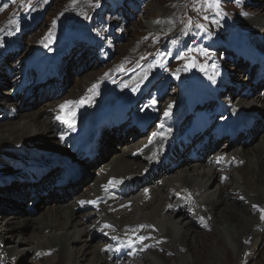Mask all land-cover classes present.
Returning a JSON list of instances; mask_svg holds the SVG:
<instances>
[{"label": "bare ground", "instance_id": "6f19581e", "mask_svg": "<svg viewBox=\"0 0 264 264\" xmlns=\"http://www.w3.org/2000/svg\"><path fill=\"white\" fill-rule=\"evenodd\" d=\"M154 1L146 6H152L155 17H158V27H169L173 22L168 17L181 0H172L173 12L171 8L162 7L160 0ZM41 3L43 7L45 0H39L28 14L15 20V25L7 23L0 29V89L11 84L9 89L0 90L11 96L0 106V110L6 109L10 119L6 124L8 126L0 128V156L17 163L13 165V170L14 167L23 168L18 176L16 171H11L12 174L6 172L0 177L7 179L2 180L4 186L0 183L3 204L0 207V242L4 240V246L0 245V264H16L18 258L25 259L29 253L33 258L40 256L34 264H221L212 246L225 255L226 262L234 258L237 260L232 262L238 264L243 254L248 260H253L264 247V220L256 213V210L259 212L264 208V45L262 41L259 45L255 43V35L263 32L264 36V8L259 7L252 17L238 19L250 29L258 26V33L246 32L243 28L236 32L239 35L243 32L244 37L237 36L226 45L221 39L213 40L215 48L223 51L226 47L236 61L234 72L225 76V80L224 77H217L220 71L201 72L202 77H198L202 81L189 80L183 73L176 74L181 81L187 82L190 91L179 95L173 90V97L168 98L165 94L170 85H176L175 80L171 76L166 79L163 75L154 76V65L147 61L92 102L96 98V85L102 86L104 79L108 83L110 76L107 78L106 74L112 64L103 71H88L75 80L66 94L71 97L67 101L76 103L62 109L59 108L65 103L62 99L58 104L47 103L37 111L20 113L27 109L31 99L37 98V92H43L44 88L39 90V84L46 88L50 84L53 92L49 94L57 91L59 96L61 86L62 90H66L65 83L71 82L74 47L46 53V42L52 39L43 44L41 40L45 38H38V32L31 34L37 25ZM130 8L129 5L126 10ZM126 16L124 13L123 18ZM151 24L148 23L150 30ZM17 27L19 30L14 35ZM52 28L48 27V30ZM129 30L125 28V31ZM24 34H31L26 35L29 44L33 39V44L40 46V50L37 48L26 58H22L25 53L21 49ZM91 42L94 41H90L93 45ZM144 45L134 42L122 53V57L140 51L145 48ZM89 53L97 56L96 49L87 48L77 55L76 61L89 57ZM11 54L17 59L9 66ZM66 54H71V63L67 64V57L59 65ZM162 59L163 56L160 60L156 58L158 67L164 66ZM251 59L249 69H245L246 60ZM86 62L90 61L87 59ZM244 72L246 76L242 79H247L245 86L237 83ZM36 78L37 82L28 96L23 98L20 92ZM157 78H163V81L158 79L153 84ZM139 80V89L130 91L129 87ZM19 81H22L21 84L15 88ZM244 87H248L246 94L243 93ZM10 88L14 89L10 91ZM257 89V95L253 94ZM47 92L41 93V99ZM252 94L254 97H251ZM132 101L135 102L131 105ZM257 103H261L260 112L244 113L248 108L258 107ZM7 104H12V107L9 109ZM56 105H59L58 108ZM122 107L128 108L124 115L120 114ZM165 112L169 115L165 116ZM134 114L136 117L132 118ZM0 116V120L4 118L3 114ZM24 116L25 121L19 123ZM58 116L65 119H57ZM209 116V132L217 124L216 131H237V135L232 139L223 137L216 143H212L210 136L201 140L196 118ZM12 117L17 118L11 120ZM65 120H72V123ZM123 120V124L131 120V129L127 132L118 128ZM147 121L155 124L152 129L150 125L149 132L145 124ZM238 138L242 140L243 143H239L242 145H237ZM223 139L228 144H222ZM109 140L117 143L131 140L133 143L121 146L119 154L97 168L98 173L90 182L92 185L84 186L88 169L109 157L106 151ZM89 143L94 158L96 151L99 157L89 158L84 156L85 151L80 152L81 147ZM134 144L138 147L135 148ZM32 146L37 149L43 147V151L51 156L42 161L29 159L30 162L22 158V151ZM194 147H200L195 149L198 156L195 163L187 156ZM70 155L82 157V160L78 163L73 159L68 161ZM5 159H0V162ZM67 164L70 169L66 168ZM167 169L170 173H166ZM221 169L226 171L225 174L219 173ZM65 170L70 171L69 177L64 184L55 186V179ZM109 181H114V184L106 191L104 186ZM213 183L216 189L212 192L209 188ZM142 185L143 188L139 189ZM124 186L128 188L121 192L120 187ZM42 192H47V196ZM25 198L31 199L25 203V211L30 215L24 209L19 210ZM49 199H53L57 206L46 208ZM239 199L243 201L239 202ZM81 201L85 203L81 204ZM251 205H255V209H251ZM37 207L40 212L35 216ZM86 208L96 210L89 212L95 218L88 225L81 221L85 216L76 219L77 210ZM9 211L13 213L1 219L2 214ZM27 226H30L31 234L37 236L35 246H27L30 239L19 232ZM93 233L99 238L95 244L91 243L94 237L90 238ZM139 237L146 239L141 241ZM130 241L135 243L130 245ZM80 243L83 244L77 246ZM47 255L52 259H47ZM134 257L135 260L132 259Z\"/></svg>", "mask_w": 264, "mask_h": 264}, {"label": "rangeland", "instance_id": "374dc122", "mask_svg": "<svg viewBox=\"0 0 264 264\" xmlns=\"http://www.w3.org/2000/svg\"><path fill=\"white\" fill-rule=\"evenodd\" d=\"M38 1L39 0H23V3H21V0H15V2H13V0H0V29L3 28L5 25L9 24L10 18L11 20L14 21L15 20L18 21L21 18H23L26 15V13L28 14V12H30L33 9V5H35ZM119 1L121 2V4H118ZM119 1L118 0H45L43 7H42V3L40 4V7H42V9L39 12L40 15H38L36 19L37 22L36 28L31 32V34L34 35L38 32L39 33L38 38H42V39L45 38L41 40L43 44H45L47 40L52 39L51 42H46V46L44 47V51L46 53H50L54 51H63L65 48L74 47L73 48L75 50L74 51L75 56L73 58L74 61H72V57H69V55L71 54L68 55L66 54L62 62L59 63V65L60 64L62 65L63 61L67 57H68L67 64H70L72 61L73 67L71 65L72 69L70 72L71 82L65 83L64 89L66 90H62L63 86L60 85L62 93L59 96H57V91H54V93L49 94V92H53L51 91L52 88L50 87V84L47 86V88L39 84L40 85L39 90L44 88L43 92L48 91L46 93L47 96L45 95V98L41 99L40 96L41 93L43 92L42 91L37 92L38 94L37 98L35 99L33 98L29 101V103H35L36 105L29 106L28 103L26 105L27 109L21 110L20 113L34 112L41 108H44V106L47 103L58 104V102L62 99H64V102L70 100L71 97H69L67 94L68 91L71 89V87L75 84L76 79L82 78L83 76L86 75L88 71L89 72L103 71L104 69L110 67V65L112 64L114 65L107 71L106 74L107 78L110 76V78L107 81L108 83L106 84V80L104 79V81L102 82V86L96 85L97 87V92L95 91L96 98L92 102L97 101L98 100L97 98L100 97L102 93H105L106 89L112 88L117 81L126 78L132 72H135L140 67H142L147 61L152 62L154 65V72H155L154 76L163 75L165 79L168 76H171L175 80L176 87L175 86L171 87L170 85L169 89L167 90V94H165L167 95L166 97L168 98L173 97L175 92L178 93L179 95H184L190 91V89L187 88V82L181 81L179 78L176 77V74L180 75V73H183L185 75V78L188 79L192 78L195 79L196 81H202V78H199L201 76L200 75L201 72L204 73L208 72L209 74L210 71H213L214 73L220 71L217 74V77H224L225 80V76L234 72V68L235 66H237L235 64L236 61H233V56L232 54H230V52L226 51V47L223 49V51L217 49L218 47L215 48L216 42L214 43L213 40L219 41V39H221L224 41L223 44L226 45V43L232 42V39L237 36L244 37L243 36L244 33L241 32L239 35V33L236 32L237 30L239 31L244 28L246 32L248 31L259 32L258 26L257 27L252 26L250 29V26H246L244 21L238 22V19L239 18L246 19L248 16L252 17L254 16L253 13H255L256 10L259 9V7L264 8V0H219V5H220L219 9L209 8L205 3V0H181L178 3L177 9L174 11L171 5L172 0H160L162 7L166 6L169 9L171 8L170 9L172 10L171 12L174 11L173 13H171V16L168 17V19L171 22H173V24L167 28H160L158 27L156 22L158 17H155L152 6H148V5L146 6L148 2H150L149 5L153 4L155 2L154 0H150V1L136 0L139 2L137 4H135L136 2L135 0H119ZM29 2L31 3V7L27 8L26 10L25 5H27ZM156 2L159 3L158 1ZM129 5L131 6L130 10H126ZM124 13L127 14L125 18H123ZM262 18L263 16H261V19ZM53 21H55V23H53ZM148 23H152L151 24L152 26L150 27L151 30L148 28L149 27ZM138 24L141 27L138 26ZM48 27H53V28L51 31H49ZM126 27L130 30L125 31ZM97 29L99 30V33ZM262 30L264 31V28H262ZM16 32L17 30H15L14 35L17 34ZM26 35L29 34H24L21 40V49H23L22 51L25 53L24 55H22V58H26L28 57L29 54L34 53L35 51H37V48L40 50V46H36L33 44V39H31L32 41L30 40V44H29ZM255 37H257V39L255 40L256 44L259 45L261 44L262 41V45H264L263 32L259 33V35L257 36L255 35ZM90 41H94V43L91 42L93 45H90ZM136 41L138 44L139 43L145 44L144 45L145 48L141 49L140 51H133L134 53L132 52L130 56L122 57L123 56L122 53L128 47H131L133 43ZM173 43H175L174 46H171V44ZM87 48L96 49L97 56L93 57V54L89 53L90 54L89 57L88 56L85 57L80 62L76 61V58L78 57L77 55ZM190 49L191 51H189ZM9 56H12V58H9L8 61L9 62L8 65L10 66L11 62H16L17 56H14V54H11ZM162 56H163L162 61L164 63V66L158 67L156 58L159 57L160 60ZM87 59L90 61L88 64L86 62ZM250 65H251L250 60H246L245 69H249ZM5 67L6 65L4 66V68ZM101 76H103V74H101ZM244 76H246L245 72L243 74H240L237 83L241 82L245 86V84H247L246 81L247 79H242ZM158 79L161 78H157L153 82V84L157 83ZM162 81L163 78L161 79L160 82ZM21 82L22 81H19L15 85V88L16 86L20 85ZM140 84H141L140 80L134 82L129 87V90L130 91L138 90L139 87L141 86ZM10 86L11 84L8 85V88H1L0 90L2 89L7 90L9 89ZM219 88L220 87H218L216 90H218ZM12 89L14 88H10V91ZM243 89L245 91L243 93L246 94L248 92V87H244ZM173 90L174 93H171ZM182 90H184L183 94L181 93ZM222 90L226 91V88H223ZM29 91H30V87L28 85L27 87H25V90L23 92L22 91L20 92L21 93L20 95H22L23 98H25L29 93ZM258 92L259 90L257 89L253 94L256 93L257 95ZM253 94L251 95V97H254ZM0 98H2L0 99L1 100L0 106H1L4 102H6V99L10 100L11 96L5 92H0ZM36 99L37 101L35 102ZM134 102L135 101H132L131 105L134 104ZM257 104L258 107L255 106L254 108L253 106L251 108H248L244 113L252 114L254 111L260 112L259 109L261 103H257ZM58 106L56 105L57 108ZM7 107L10 109L12 107V104H7ZM121 109L120 110L122 111L123 114H125L128 111V108L126 109L122 107ZM132 113L133 110L131 114ZM1 114L4 115V118L1 119L2 121L0 120V124H1L0 128H2L1 126L5 128L6 126H8L6 125L8 121H10L9 115L6 114V109L0 110V115ZM17 117L15 118L12 117L11 120L16 119ZM134 117H136L135 114L132 116V118ZM25 118L26 117L24 116L21 119H19L20 120L19 123H23L25 121ZM53 122L54 119H52V123ZM123 123L118 127L122 131L126 125L131 124V120L127 124H123ZM146 124H148L147 132L151 131L150 129H152L155 126V124L154 125L151 124V121H147ZM150 125L152 126L150 127ZM126 139H129V136H126ZM124 142L125 141L117 143L109 140L110 145H108L109 148L106 149V151L108 150L107 155H109V157L105 160H102L98 164L96 163L93 167H90L88 169L85 176L87 182H85L84 186L88 184L90 186L92 185L90 184V182L96 177L98 173L96 172L97 168H99L104 163L106 164L107 162H109L112 158L115 157L117 153L119 154L121 152L120 149L121 146L125 147L124 144L133 143L131 142V140L127 141L126 143ZM240 142H242V140L238 138L236 141L237 145H242L243 142L239 144ZM221 143L224 145L228 144L227 140L225 141V139H223ZM252 144H255V142H253ZM134 147L136 148L138 147V145L134 144ZM98 153H99L98 151L95 152V158L99 157ZM50 156L51 155L48 154L47 151H43V147L37 149V147L32 146V148L29 147L25 148V150L22 151L21 157L22 158L25 157V159H27L28 161L29 159L30 161L31 160L42 161V160H46L47 157ZM187 156L192 158L194 163L197 162L198 156L196 154L194 156L189 153V155ZM205 156L207 158V154ZM3 158L6 159L0 162V177H2L6 172H11V171H16L18 176V173H20L21 169L23 168L14 167L15 169L13 170L12 169L13 165H17V163H14L12 160H10V158L6 156L4 157L0 156L1 160ZM173 161L176 162L177 160L173 159ZM224 161L225 159L222 161V164L224 163ZM179 164L180 163H175V165H179ZM239 164L240 167H242L243 161ZM169 169L166 170V173H170ZM221 170H222L221 172L219 171L218 172L219 173L224 172L225 174L226 171L224 169ZM44 171L47 172L48 170L44 169ZM233 173L235 174V172ZM223 177L225 178V175H223L222 178ZM2 180H7V179L0 178L1 186H4L5 183L3 184ZM11 180H13V178H11ZM31 180L34 181L32 177ZM143 180L146 179L143 178ZM143 186L144 185H142L139 189L143 188ZM126 188L128 187L126 186H124L123 188L120 187V191L122 192V190ZM209 189L212 190V192L215 191L216 189L215 183H213ZM135 190L136 189H133L132 191ZM42 193H45L44 196H47V192H42ZM58 195H61V193L58 192ZM27 200L31 201V199L29 198H25L21 201V204L19 205L20 212L23 211V209L25 211V206H26L25 203ZM238 201L242 202L243 199H239ZM46 203L45 205H47ZM65 203L66 201L63 202L62 204L64 205ZM40 205H42V203H40ZM55 205H56L55 201L53 199H49V204L46 206V208L55 207ZM2 206L3 204L0 198V207ZM254 207L255 205H251V209H255ZM37 209L38 207L36 208V210ZM40 210L44 211V208H40ZM93 211L96 210L90 208L77 210L76 219L79 218L81 219L82 216H85L83 219H81V221L85 222V224L88 225L91 223L90 221H92V219L95 218L93 214H89V212H93ZM39 212L40 211L37 210L33 215L36 216L37 214H39ZM263 212H264V208H262V211L259 209V212H257L256 210L258 216L263 215ZM12 213L13 212L11 211L4 212L2 214L1 219H4L3 217H7ZM25 213L29 214L26 211ZM117 218L120 219L121 216H118ZM5 226L8 227L9 224L6 222ZM19 232L23 233L25 237H28L30 239L27 246L36 245L37 236L31 234L30 226L24 227L23 230H20ZM95 235H96L95 233L91 234L90 238L92 236L94 237ZM103 240L104 239H102V241ZM98 241L99 238L94 237L91 243L95 244V242ZM3 244H4V240L2 239L0 245L4 246ZM82 244L83 243L77 244V246H80ZM151 250H153V248ZM212 250L218 257H220V260L222 262L221 264H224L226 262L225 255L217 251V249H215L214 246H212ZM243 256L244 254L241 257L239 256L241 260L238 264H263L264 247L260 250L259 254L255 256L253 260L252 259L248 260L247 258H245V256L244 257ZM47 259L51 260L52 257L50 256V258H48L47 255ZM132 259L135 260V257ZM17 260L18 261L16 262V264H34L35 261L40 260V256L33 258L32 254L29 253L25 257V259L18 258ZM236 260L233 258L230 261H227L225 264H235L232 261H236ZM170 261L171 263H173V260Z\"/></svg>", "mask_w": 264, "mask_h": 264}, {"label": "snow or ice", "instance_id": "6c2138e0", "mask_svg": "<svg viewBox=\"0 0 264 264\" xmlns=\"http://www.w3.org/2000/svg\"><path fill=\"white\" fill-rule=\"evenodd\" d=\"M13 2H15V0H13ZM21 3H23V0H21ZM205 3L207 4V6L209 8H216V9H219L220 8L219 0H205ZM30 7H31V3L30 2L27 5H25L26 10H27V8H30ZM9 23L15 25L17 22L14 21V20H10ZM53 23H55V21H53ZM16 30L18 31L19 28L17 27ZM189 51H191V49ZM93 87H95V86H93ZM74 103H76V102L66 101L63 105H60V107L63 109L66 106L72 105ZM168 115H169V113L168 112H165V116H168ZM57 119H65V118L58 116ZM65 122L71 124L72 123V120H65ZM113 184H114V181H109V184L104 186L105 187V190L107 191L108 187L109 186H112ZM80 203L83 204L85 202L84 201H81ZM87 203H95V202L94 201H88ZM261 219L264 220V215H261ZM105 227H112V226L111 225H105ZM144 239H146V237H139V240H141V241H143ZM129 243L131 245V244H134L135 241H130Z\"/></svg>", "mask_w": 264, "mask_h": 264}]
</instances>
